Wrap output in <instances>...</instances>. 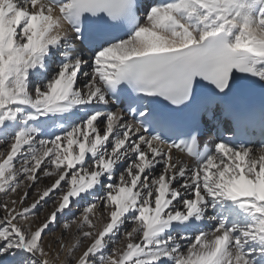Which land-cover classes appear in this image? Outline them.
<instances>
[{
  "label": "snow or ice",
  "instance_id": "1",
  "mask_svg": "<svg viewBox=\"0 0 264 264\" xmlns=\"http://www.w3.org/2000/svg\"><path fill=\"white\" fill-rule=\"evenodd\" d=\"M0 264H264V0H0Z\"/></svg>",
  "mask_w": 264,
  "mask_h": 264
}]
</instances>
